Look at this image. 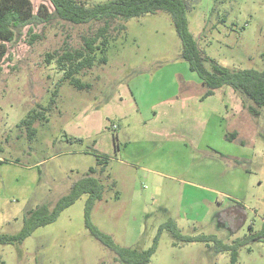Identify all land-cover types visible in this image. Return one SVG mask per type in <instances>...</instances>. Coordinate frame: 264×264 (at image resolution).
<instances>
[{"label": "rangeland", "instance_id": "374dc122", "mask_svg": "<svg viewBox=\"0 0 264 264\" xmlns=\"http://www.w3.org/2000/svg\"><path fill=\"white\" fill-rule=\"evenodd\" d=\"M31 2L35 12L42 5L53 12L50 0ZM185 2L189 29L208 57L230 70L264 71V0ZM123 24L111 28L108 62L83 78L84 90L62 81L45 57L79 48L101 23L52 20L8 44L0 72V238L20 233L32 213H52L94 168L105 189L91 224L137 252L157 241L149 264H264V242L240 247L233 263L212 241L184 244L161 230L174 222L184 236L233 245L251 225L262 229L264 108L253 117L230 87L203 98L168 12ZM89 199L81 196L21 242L0 239V264H123L87 227ZM236 202L244 222L229 215Z\"/></svg>", "mask_w": 264, "mask_h": 264}, {"label": "trees", "instance_id": "16d2710c", "mask_svg": "<svg viewBox=\"0 0 264 264\" xmlns=\"http://www.w3.org/2000/svg\"><path fill=\"white\" fill-rule=\"evenodd\" d=\"M50 2L53 12L45 5L40 6L35 12L31 0H0V72L8 55V44L16 42L27 27L30 28V32H33L32 28L48 24L52 20H59L73 26H91L101 23L103 26L95 34L83 38L79 48H64L47 53L45 57L47 65L55 64L56 72L62 75V81L71 83L79 90L87 89L89 84L85 83L83 78L87 77L97 64L108 62L107 51L114 40L111 28L114 27L115 32L122 31L125 29L123 22L165 11L172 16L176 32L182 42L181 57L188 63L189 69L199 76L205 88L203 98L213 96L218 89L230 87L241 96L244 106L253 117L257 118L261 114L264 108V71L230 70L208 57L199 48L189 29L185 0H109L93 5H88L86 0L82 2L79 0H50ZM115 22L117 25L113 26ZM32 37L34 40L39 38L37 35ZM237 136L236 132H228L226 138L235 141ZM95 174L96 171L92 168L87 178L74 182L71 192L57 202L52 213L43 218L34 217L32 213L20 233L6 239L0 238L3 239L0 241L5 244L23 241L33 230L55 221L60 213L74 205L81 196L89 194L86 222L93 236L115 251L123 264H149L156 251L157 241L148 250L137 252L117 245L110 236L101 233L91 224L90 213L96 201L103 199L105 189ZM234 205L231 209L234 214H229V212L227 214L232 215L234 219L235 214L241 213L245 218V207L240 202ZM237 220L239 218L236 217L234 222ZM164 228L169 229L172 236L184 244L197 241L216 243V252L230 251L233 263L237 261L240 247L249 242H264V225L259 232H255L251 225L249 234L236 240L233 245L225 244L214 236H184L174 222L163 225L161 230Z\"/></svg>", "mask_w": 264, "mask_h": 264}, {"label": "flooded vegetation", "instance_id": "af4514ba", "mask_svg": "<svg viewBox=\"0 0 264 264\" xmlns=\"http://www.w3.org/2000/svg\"><path fill=\"white\" fill-rule=\"evenodd\" d=\"M236 217L239 218V219H243V222H244V216H243L241 213H239L238 215L235 214V215H234V219H235Z\"/></svg>", "mask_w": 264, "mask_h": 264}, {"label": "crops", "instance_id": "0c3cea01", "mask_svg": "<svg viewBox=\"0 0 264 264\" xmlns=\"http://www.w3.org/2000/svg\"><path fill=\"white\" fill-rule=\"evenodd\" d=\"M183 84V83H182ZM179 91V90H178ZM226 133H228V132H226ZM232 133V132H231ZM234 133V132H233ZM225 137H226V134H225ZM237 138H238V136H237ZM227 139V138H226ZM117 140H119V137L117 138Z\"/></svg>", "mask_w": 264, "mask_h": 264}]
</instances>
